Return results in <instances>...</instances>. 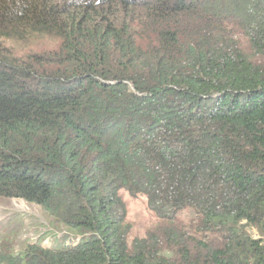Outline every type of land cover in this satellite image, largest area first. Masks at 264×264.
Instances as JSON below:
<instances>
[{
	"label": "trees",
	"instance_id": "1",
	"mask_svg": "<svg viewBox=\"0 0 264 264\" xmlns=\"http://www.w3.org/2000/svg\"><path fill=\"white\" fill-rule=\"evenodd\" d=\"M0 197L64 229L0 264H264V0H0Z\"/></svg>",
	"mask_w": 264,
	"mask_h": 264
},
{
	"label": "rangeland",
	"instance_id": "2",
	"mask_svg": "<svg viewBox=\"0 0 264 264\" xmlns=\"http://www.w3.org/2000/svg\"><path fill=\"white\" fill-rule=\"evenodd\" d=\"M33 44L27 48V51L44 52L55 48L53 44L46 41H35ZM8 45L12 48V43ZM243 48L252 59L260 60V57L252 52L247 43L243 42ZM120 195L127 207V221L132 227L128 240L131 243L135 238H144L150 230L155 228L159 220L149 209L148 200L145 196H132L124 190L120 192ZM178 217L186 228L198 238H214L209 234L197 232L199 220L194 211L185 210L179 213ZM10 221V225L7 224L6 229H4L5 223ZM246 230L253 239H263L256 228L248 227ZM0 231L11 241L15 240L19 244L16 250L20 251L24 245L41 240L46 247H51L52 237L64 229L57 226L41 207L30 204L23 199L0 197Z\"/></svg>",
	"mask_w": 264,
	"mask_h": 264
}]
</instances>
